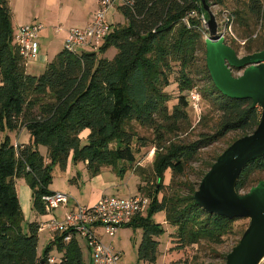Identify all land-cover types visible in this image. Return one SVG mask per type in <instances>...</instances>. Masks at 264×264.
<instances>
[{
  "label": "trees",
  "instance_id": "trees-1",
  "mask_svg": "<svg viewBox=\"0 0 264 264\" xmlns=\"http://www.w3.org/2000/svg\"><path fill=\"white\" fill-rule=\"evenodd\" d=\"M205 1L209 7L225 5L224 0ZM240 6L225 11L243 38L258 28L257 40L244 43L248 52L251 44L257 46L256 52L264 50V0H243ZM117 9L124 23L111 26L97 51L63 48L40 75L32 76L14 44L9 0H0V264H85L79 237L72 230L54 234L38 254L40 225L34 221L22 227L14 179L26 180L31 209L35 215H43L42 198L53 193L49 190L53 169L64 170L69 157L74 164L84 163L92 176L110 168L122 177L126 166L134 167L139 149L147 145L154 149L151 171L155 182L149 189L139 185L138 190L145 189L150 206L145 216L124 226L142 232L138 259L156 260L153 235L160 230L151 215L157 211L163 210L167 224L174 228L178 249L202 242L221 245L233 232L238 219L228 220L201 209L194 202L196 189L192 186L179 185V189H188L184 194H163L164 175L170 171L174 184L185 176L202 149L231 132L240 131L241 137L251 134L259 123L260 108L252 107L249 100L224 97L213 85L206 65H198L202 35H209L200 21L201 15L208 19L200 0H134L131 7ZM191 13L195 16L190 17ZM110 48L116 49L112 59L104 56ZM175 68L180 96L170 111L172 98L165 90ZM196 73L207 86L201 96L218 116L210 133L185 142L179 138L190 127L185 93L194 90ZM133 126L150 130L152 137H140ZM20 131L29 135L25 144L13 143ZM134 172L142 178L143 169ZM256 174H264V156L245 166L236 192L248 188ZM68 234L71 237L65 241ZM54 249L58 258L50 255ZM51 258L55 261L50 262Z\"/></svg>",
  "mask_w": 264,
  "mask_h": 264
},
{
  "label": "rangeland",
  "instance_id": "rangeland-1",
  "mask_svg": "<svg viewBox=\"0 0 264 264\" xmlns=\"http://www.w3.org/2000/svg\"><path fill=\"white\" fill-rule=\"evenodd\" d=\"M71 1L72 0H69V3L67 1L66 5H64L63 1L61 0L58 1V4L56 2H51V0H9V5L11 6V11L15 7L14 11L12 12H18L23 19H30L33 23H41L44 26V31H48L47 34L50 36L52 43H50L48 37L43 38V34H41L39 42L41 43V46L44 48L46 47V49H49L52 53L53 51L59 52L62 49V44L59 38H53V31L58 27L63 29L66 24L69 26L74 21V19H71L72 17H68L70 13H72V15L75 13V9L73 8V3ZM242 1L243 0H224V6H211L210 10L214 15L216 24H219L221 27L224 26L226 18L228 19V14H225L224 11H233L236 6L241 7L240 4ZM65 6L72 7L74 12H70ZM112 11L113 13H111ZM111 12L107 15V20L109 19V23L112 26L116 25L117 23H124L123 16L120 12H116L115 8L112 9ZM201 17L204 18V16H200V21ZM205 22L206 27L203 28L207 30L206 19ZM44 31L42 33H44ZM232 31L236 39L230 37L229 39L227 38L223 40L227 46L236 52L239 58L256 52V45L251 44L250 47L252 48V51L249 53L246 45L241 42H246V40L256 41V36H258L259 33L258 28H256L255 31H253L247 38L242 37V32L238 30L236 22L232 25ZM202 40L204 45L203 51H198L196 56L198 65H201L202 63L205 64L204 42L206 38L204 37V34L202 35ZM43 51L44 49H42L41 53ZM115 54L116 49L110 48L105 52L104 56L108 59H112ZM231 72L233 77H238L242 73V71H237L235 69H231ZM176 75L177 68L174 69V72L170 78V86L165 90L172 98L168 103L170 111L172 107L178 103V97L180 96L177 84L174 82V80H176ZM193 77L196 79V85L193 91L199 94V102L194 107L190 97L188 96L189 92L185 93V95H187L186 99L188 102L186 112L190 127L187 131L181 133L179 136V138L182 139L180 141L185 142L197 140L199 135L202 133H210L217 119L216 117L218 116L216 111L214 112L211 110L210 102L201 96V92L207 87L205 81L197 73L196 75H193ZM133 128L134 131L140 135V137H152L150 130H145L138 126H133ZM86 133L87 132H84V135ZM1 136L2 135L0 133V137ZM241 136L242 132L240 131L231 132L215 144L202 149L198 154L197 160L192 162L189 169L186 170L185 176L180 177L175 181L174 184H171V172L167 171L164 175L163 183L165 185V189L163 194L165 193L169 195L172 193H187V188L179 189V185H183L184 183L185 185H190L197 190L198 185L204 176L203 174H206L208 171L207 165L211 163L215 157V159H217L218 156H220L234 141L241 138ZM133 146H135L134 143ZM41 150L43 153L45 149L43 148ZM153 153L154 149L151 147V145L140 148L139 152L136 154V162L134 167L132 168L126 166L128 169L126 173L122 177L116 176L115 180L117 181L115 182L117 186H120L124 191L121 193L122 196L136 193L144 194L145 189L152 187L151 185L155 182L151 171V165L154 159ZM138 167L143 169V181H141L142 178L140 175L134 172V169ZM52 173L53 179L52 183L49 185V190H61L60 192L66 194L70 201L76 202L80 206L88 205L92 202V200H94L91 188L89 184H87L89 183V180L97 178L100 175H106V172H103L102 174L92 176L84 163L79 162L74 164L71 160V157H69L64 170L54 168ZM72 176L74 177L72 178ZM73 179L75 182H78L77 186H75L74 182H72ZM145 181L149 182L145 183ZM261 181H264V174H256L249 184V187L240 192V194H246L252 187L256 186ZM139 185L145 187V189L141 192L138 190ZM14 189L20 205V223L23 228H25L26 225L31 222L35 221L37 224H40L49 219V215L47 214L35 215V213L32 211L31 190L23 177L14 179ZM103 194L109 196L113 193ZM161 195L162 194H159V198H161ZM28 199H30L29 202ZM53 213L55 216L57 215V217L60 218L59 216L63 213V209H57L53 211ZM151 221L155 225H158V229L160 230L156 235H153V239L157 242V254L154 263H149L138 259L137 248L141 241L142 232L136 227H122L117 230L113 237H108L106 235L101 237V241L104 244L111 245L114 251L120 254L118 264H225V258L227 254L238 244L243 232L249 225L248 219H238L234 223L233 232L224 238L221 245H211L202 242L192 247L178 249L175 244V239L173 238L174 228L167 224L164 211L161 210L153 213V215H151ZM99 232H101V230H99ZM52 237L53 234H51L49 231L40 229L38 233L37 248L39 252L42 253L45 250ZM77 241L82 252L84 263L89 264L90 257L85 242L81 238H78ZM51 254L55 258L59 257V253L55 249L52 250Z\"/></svg>",
  "mask_w": 264,
  "mask_h": 264
},
{
  "label": "water",
  "instance_id": "water-1",
  "mask_svg": "<svg viewBox=\"0 0 264 264\" xmlns=\"http://www.w3.org/2000/svg\"><path fill=\"white\" fill-rule=\"evenodd\" d=\"M207 14L205 65L217 91L232 100H249L261 110L255 130L234 141L202 177L193 194L194 202L211 215L228 220L248 219L238 244L225 264H259L264 257V181L241 195L236 182L245 166L264 156V50L239 58L217 34V24L209 5L200 0ZM231 69L242 71L233 77Z\"/></svg>",
  "mask_w": 264,
  "mask_h": 264
},
{
  "label": "built area",
  "instance_id": "built-area-1",
  "mask_svg": "<svg viewBox=\"0 0 264 264\" xmlns=\"http://www.w3.org/2000/svg\"><path fill=\"white\" fill-rule=\"evenodd\" d=\"M134 0H98V7L90 21L82 28H71L67 32L63 48L69 52L75 50L97 51L105 37L111 31V25L107 21V13L112 9L121 6L131 7ZM225 25L217 24V34L222 39L235 38L232 31L233 18L230 13ZM190 17L195 14L191 13ZM203 27L206 22L201 17ZM187 24V18L183 19ZM42 26L40 24H29L21 26L14 34V44L17 46L18 53L26 62L33 60L38 56L39 46L37 43L39 32ZM205 30V29H204ZM207 31V30H205ZM208 33L204 32V37L208 38ZM245 43V42H241ZM190 100L195 107L199 102V94L194 91L188 93ZM44 209L47 215L57 209H66L69 205V197L61 192H53L42 198ZM150 206V199L137 193L132 196H101L93 205H76L67 211L61 221L51 219L40 228L47 229L50 232L63 233L69 230L75 232L77 237L81 238L89 252V264H118L120 254L115 252L111 245L104 244L101 238L96 234L95 229L100 228L104 235L113 237L117 230L128 225L135 217L145 216ZM71 235L65 237V241L70 239ZM55 259L51 258L50 262ZM259 264H264V257Z\"/></svg>",
  "mask_w": 264,
  "mask_h": 264
},
{
  "label": "crops",
  "instance_id": "crops-1",
  "mask_svg": "<svg viewBox=\"0 0 264 264\" xmlns=\"http://www.w3.org/2000/svg\"><path fill=\"white\" fill-rule=\"evenodd\" d=\"M58 1H60V0H51V2H56L57 4H58ZM61 1H63L64 5H66L67 1L69 3V0H61ZM71 2L73 3V8L75 9V13H74V15H72V13H70V15L68 17L69 18L72 17L71 19H74L73 23L70 24L69 26L66 24L63 29L61 27H58L53 31L54 34L52 33L53 38H55V39L59 38V40L62 44V49L64 46V42H65L68 30L71 28H82V27H84L86 25V23H88V21H90L91 17L93 16V14L95 13V11L97 10V7H98V0H74V2L72 0ZM9 4H10V2H9ZM9 7H10V11H11V6L9 5ZM65 7L70 12H74L72 7H69V6H65ZM14 9H15V7H14ZM14 9L12 11H14ZM16 9H17V7H16ZM12 11H11V15H12L11 25H12L14 34L18 30L19 27L29 25V24H34L32 22V20L23 19L18 12L15 13ZM115 11L119 12L117 8L115 9ZM110 12L111 11H109L107 13V15ZM111 13H113V11ZM107 21H108V23L110 22L109 19ZM37 24H40L42 26V29L39 32L38 39H37V43L39 46L38 56L33 60H28L25 64L26 72L32 76L40 75L44 71L45 66L50 61H52V59L58 53V51H53L51 53L49 49H46V47L44 48L43 46H41V43L39 42L41 34H43L42 35L43 38L48 37V40H50V36L47 34L48 31H44V26L41 23H37ZM43 31H44V33H42ZM50 43H52L51 40H50ZM42 49H44V51L41 53ZM16 140H19L21 143L25 144L29 141V135L23 131H20L18 136L14 137L13 143H15ZM103 172H106L105 173L106 175H104V176L100 175L97 178L89 180V183H87V184H89V186L91 188L92 196H94L93 197L94 200H92V202L90 204L85 205V206L93 205L101 196L105 195L103 193H113L109 196H122L121 193L124 191L122 190V188L120 186H117V184L115 182L117 180H115L116 173L114 172V170L106 168V169H103L100 172V174H102ZM73 177L74 176H72V178ZM72 182H74L75 186L78 185V182H75L74 179ZM112 189H113V191H112ZM50 191L51 192H60L61 190H50ZM136 194H130L127 196H132V195H136ZM105 196H108V195H105ZM29 201H30V199H28V202ZM75 204L78 205L76 202L69 201L68 207L66 209H63V213L59 216L60 218H58L57 215L55 216L54 213L52 212L51 214H49V219L47 221L39 224L40 227L42 225H44V223L46 224L47 222H49L51 219L61 220L63 215L67 211L71 210L73 208V206H75ZM40 229H43V228H40ZM43 230H47V229H43ZM99 230H101V229L97 228V229H95V232L101 238L104 235V233L102 230H101V232H99ZM47 231H49V230H47ZM50 233L53 234V236H54L53 232H50ZM38 254L41 255L42 253L38 251ZM50 255H52V254H50Z\"/></svg>",
  "mask_w": 264,
  "mask_h": 264
}]
</instances>
